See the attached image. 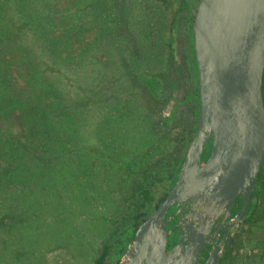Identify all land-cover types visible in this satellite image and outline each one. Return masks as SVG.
<instances>
[{"label": "rangeland", "instance_id": "374dc122", "mask_svg": "<svg viewBox=\"0 0 264 264\" xmlns=\"http://www.w3.org/2000/svg\"><path fill=\"white\" fill-rule=\"evenodd\" d=\"M177 1L0 0V264H95L108 242L116 264L134 234L137 185L154 203L168 190L200 122ZM118 4L122 36L108 25ZM90 30L94 43L71 55ZM152 40L178 79L149 70ZM145 79L158 104L148 91L140 99ZM134 97L148 105L141 119ZM259 204L241 264H264V192Z\"/></svg>", "mask_w": 264, "mask_h": 264}, {"label": "water", "instance_id": "95a60500", "mask_svg": "<svg viewBox=\"0 0 264 264\" xmlns=\"http://www.w3.org/2000/svg\"><path fill=\"white\" fill-rule=\"evenodd\" d=\"M192 33L199 127L176 185L136 233L137 254L129 250L121 264H131L130 257L169 264L181 253L179 245L167 257L164 225L178 203L207 198L208 206L230 214L243 194V219L264 167V0H199ZM211 142V156L202 165Z\"/></svg>", "mask_w": 264, "mask_h": 264}, {"label": "flooded vegetation", "instance_id": "af4514ba", "mask_svg": "<svg viewBox=\"0 0 264 264\" xmlns=\"http://www.w3.org/2000/svg\"><path fill=\"white\" fill-rule=\"evenodd\" d=\"M212 145L211 142L206 148L202 165L210 158ZM172 189H169L168 194ZM243 200V194L235 199L230 214L225 210L221 211L219 208L216 210L208 206L207 198L195 199L186 203L181 202L169 209L164 219L166 232L169 236L166 247L167 257H172L171 251L176 246L182 247L181 253L170 260L172 263L169 262V264H241L246 244L248 212L247 209L243 219L239 217ZM159 206L148 215L153 214ZM143 223L144 218L133 234V241L126 246V251L122 255L120 254L116 264L123 262L129 250L133 254H137L132 246L136 233ZM167 223L169 224L167 225ZM160 224L163 223L159 222ZM130 259H132L131 264H159L157 262L150 263L147 259L140 260L132 257Z\"/></svg>", "mask_w": 264, "mask_h": 264}, {"label": "trees", "instance_id": "16d2710c", "mask_svg": "<svg viewBox=\"0 0 264 264\" xmlns=\"http://www.w3.org/2000/svg\"><path fill=\"white\" fill-rule=\"evenodd\" d=\"M154 1H158V2H161L165 5H167V2L166 0H154ZM116 2V1H115ZM199 0H183V1H177V4L175 5V14L176 16L178 15H184V21H185V26H186V34L188 35V41H189V45H188V55L189 57L192 58L191 62H190V66H191V70L193 71L194 70V77H195V83H196V86H194V89H196V94H191V100L195 103V106L196 108L200 110V103H199V92H198V89H199V82H198V73H197V66H196V60H195V51H194V45H193V33H192V24H193V20H194V15H195V12H196V9H197V4H198ZM118 3V2H117ZM119 6V10H118V17L117 18V22L116 23H113L112 20L108 22V25H111L113 24V26L116 27L117 31H118V27H119V24L120 25H123L122 29H121V32H120V35L122 36V34L124 33L125 29L127 26H128V22H127V11L126 10H120V5L118 4ZM155 20V18H154ZM156 25V23H155ZM153 26H154V21L151 23V29L153 30ZM112 26H110L109 28V31L111 29ZM106 29V28H105ZM113 29V28H112ZM115 29V28H114ZM123 30V31H122ZM106 31L108 32V30L106 29ZM97 33L98 31L97 30H90L87 35L80 41H77V46L76 48H73L71 49V55H74L82 50H84L85 48L91 46L96 37H97ZM109 34V33H108ZM109 37V36H108ZM127 37V36H126ZM125 39V37H124ZM118 41L121 43L122 41V38L121 37H118ZM124 41V40H123ZM147 44H149L147 42ZM150 45V44H149ZM150 54L151 56L148 58L149 60V63H148V67H149V70L153 72V75L155 73H158L157 75H159L160 77L163 78L166 77L168 80L173 81V79L175 78V73H176V76H177V79H178V76H179V73H180V67L175 63V64H172V58H169V61H168V58L165 60L162 59V47L157 43V42H154L152 40L151 42V47H150ZM139 59H143L141 55H138L137 56ZM159 58V60H158ZM125 62L124 63V67L126 69V79H132V77L134 79H137L135 73L133 72L132 73V70L130 72L127 71V68H130V66H132L130 64V61L129 60H126L125 59ZM162 65L165 66V69L167 67V72L166 70H164V72H162L163 70L160 71V69H162ZM109 69H111V66L109 67ZM159 71H156L158 70ZM173 69H175L174 71V74H173ZM173 76H172V75ZM155 80V79H154ZM178 82V81H177ZM144 83L143 84L145 86L144 90H141L139 92V95H140V99L141 100H145V97H144V94L145 92H147V88H150L152 87L153 85H150V81L149 80H144ZM153 88V87H152ZM152 88L150 89L151 93L153 92ZM149 91L147 92V100L149 101L150 104H158L157 100L154 97V92L152 93V98L151 99H148V93H150ZM150 96V95H149ZM156 96V95H155ZM263 97H264V79H263ZM135 98V105L134 107L137 109L136 114L140 112L141 115H137V117H139V119L143 118L144 114L146 115V111H144L145 109V106L148 107L147 104H144V102H138V100ZM90 105L91 106H94V104L92 102H90ZM133 106V105H132ZM153 106V105H152ZM140 110V111H139ZM153 110V109H152ZM154 112V110H153ZM175 112V110H174ZM194 113H195V117H199V111L198 110H194ZM136 120V116L134 118H130L127 120V122H133V120ZM196 129H193L192 131H194ZM140 131V130H139ZM146 131L147 129H145V133L141 134L142 137H143V140H144V137L146 135ZM140 134V132H139ZM139 134H135L134 137H138ZM192 134L193 132L191 133L190 135V138L188 140H185V142L187 143L186 145L189 146L192 139ZM129 137H130V134H129ZM134 137H132L134 139ZM131 138V137H130ZM133 139H128V140H133ZM191 139V141H190ZM142 140V141H143ZM141 143V142H140ZM138 144V143H136ZM189 148V147H187ZM119 151V154L122 152L121 150H116L115 153H117ZM186 155V154H185ZM185 155L181 158V159H178L176 161L173 162L172 164V167L169 169L168 173V177L169 179H171V183H170V186L168 188V190L165 192V194H163L160 199H158V201L156 203H154V199L153 196H152V192L150 191V189H147L145 188V186L143 184H139L137 185V190L136 192L140 194L139 198L137 197V202L135 204V207H136V212H135V215H134V233L136 231V229L139 227L140 223L142 222L143 218L150 214L151 211H153L155 208H157L159 206L160 203L164 202L166 197L168 196V192H169V189L171 188H174V186L176 185L178 179H179V173H180V170H181V167H182V164H183V161L185 159ZM115 156H118L117 154ZM264 167L260 173V176H259V179H258V182H257V186L251 196V200H250V204H249V208H248V212H247V227H250L251 226V222L252 220L257 216V212L259 210V203H260V198H261V195L263 194L264 192ZM133 241V237L130 239V242ZM112 243L111 242H108L104 245L103 247V250L101 251L97 261L95 264H112L110 262V257H111V252H112ZM126 251V248H123L120 250V254L122 255L124 252Z\"/></svg>", "mask_w": 264, "mask_h": 264}]
</instances>
